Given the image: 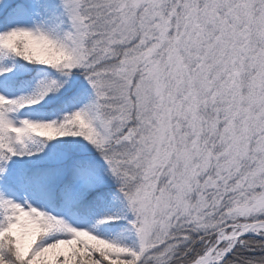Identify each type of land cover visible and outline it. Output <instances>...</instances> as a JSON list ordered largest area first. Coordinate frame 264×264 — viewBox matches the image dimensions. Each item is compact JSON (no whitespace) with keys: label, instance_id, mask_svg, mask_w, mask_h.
<instances>
[{"label":"snow or ice","instance_id":"obj_1","mask_svg":"<svg viewBox=\"0 0 264 264\" xmlns=\"http://www.w3.org/2000/svg\"><path fill=\"white\" fill-rule=\"evenodd\" d=\"M0 264H264V0H0Z\"/></svg>","mask_w":264,"mask_h":264}]
</instances>
